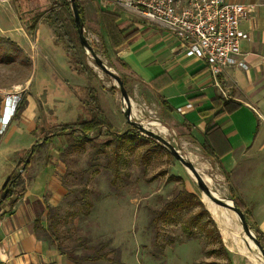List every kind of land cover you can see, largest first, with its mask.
<instances>
[{
    "label": "rangeland",
    "instance_id": "1",
    "mask_svg": "<svg viewBox=\"0 0 264 264\" xmlns=\"http://www.w3.org/2000/svg\"><path fill=\"white\" fill-rule=\"evenodd\" d=\"M54 1L0 0V37L6 40L0 48V101L9 91L17 90L15 92L18 93L17 102L9 112L8 124L21 118L28 107V97H32L35 103L32 113L36 124L34 132L23 131L16 136L10 145L13 153L7 152L8 161L23 159L46 132H57L62 124L89 117L87 92L90 87L94 88L114 130L123 132L132 129L123 111V98L117 82L96 65L90 54L82 50L73 25L71 3L67 0L68 3L62 2L55 8L61 24L69 31L68 36L64 28L46 20ZM78 2L84 9L85 33L96 53L124 78L123 66L106 53L95 13L98 1ZM38 14H43L42 18L35 31L31 32V18ZM68 37L72 40L70 43ZM84 66L92 70L79 73L75 69ZM125 87L139 110L138 114L132 110L133 119L147 128L149 121L166 126L167 134H159L180 149L182 154L194 156L195 160L191 159L197 167L201 168L198 162H205L207 168L202 171L213 179L211 187L223 192L224 196H230L218 166L204 156L197 144L183 137V131L166 122L159 101L147 98L130 79H127ZM24 101L26 106L18 114ZM101 134L105 136V128ZM156 144L148 141L137 147L121 149V171L115 182L111 171L113 144L109 145L107 153L99 154L96 158L92 155L91 144L72 146L64 135L38 146L31 169L40 170L49 165L59 167L60 171L55 172L66 190L57 204L61 206L57 224L63 241L68 248H74L82 238H86L89 247L107 241L110 248L118 249L121 261L126 264H228L227 253L220 247L215 235L210 237L199 231L197 235L189 236L185 231L184 224L196 213V208L180 211L172 222H162L156 237V230L151 226L152 210L171 199L182 188V182L202 199V191L192 173ZM8 161L4 170L0 167V185L6 181L3 176L8 171H19L18 166L8 164ZM171 176L178 178L171 179ZM71 188L79 191L69 193ZM212 216L233 264H254L250 256L264 262L255 245H251L252 249L248 248L247 243L251 240L244 234L238 219L235 221L227 217L230 221L224 226L220 223V216ZM43 224L47 222L43 221ZM249 224L255 226L252 219ZM242 239H246L248 253L241 252L244 246ZM76 251L81 252L82 248ZM86 264L109 263L99 261Z\"/></svg>",
    "mask_w": 264,
    "mask_h": 264
},
{
    "label": "crops",
    "instance_id": "2",
    "mask_svg": "<svg viewBox=\"0 0 264 264\" xmlns=\"http://www.w3.org/2000/svg\"><path fill=\"white\" fill-rule=\"evenodd\" d=\"M97 1L99 6L95 13L106 53L123 66L126 82L130 79L147 98L159 101L166 122L183 131V137L200 148L206 139V130L218 126L220 131L214 139L224 155L214 159L201 150L218 166L229 195L231 187L246 206L254 225L264 233V0H230L253 3L255 11L240 24L248 38L241 43L239 58L247 62L248 69L230 64L220 75L227 95H223L215 85L207 64L188 55L181 40L165 25L121 6L103 5L102 0ZM101 9L119 13L122 26L127 31L136 29L137 34L126 44L113 49L100 18ZM8 93L0 101V120L5 112ZM216 97L235 100L241 103V107L233 113L215 117L213 112L206 110ZM28 100V107L21 118L14 119L4 133H0L1 169L9 159L7 152L13 153L11 142L23 131L33 133L36 127L32 114L35 103L32 97ZM162 101L170 109L163 108ZM179 108L183 111L179 112ZM19 160L10 159L8 164L18 166ZM202 163L207 168V164ZM31 167L21 198L12 207L0 206V264H76L33 231L37 216L34 203L46 200L54 206L66 193L55 172L60 168L49 165L37 170ZM14 172L8 171L4 179L7 180ZM3 185H0V192Z\"/></svg>",
    "mask_w": 264,
    "mask_h": 264
},
{
    "label": "trees",
    "instance_id": "3",
    "mask_svg": "<svg viewBox=\"0 0 264 264\" xmlns=\"http://www.w3.org/2000/svg\"><path fill=\"white\" fill-rule=\"evenodd\" d=\"M60 2V3H59ZM68 3L67 0H55L52 4V10L49 16L46 18L54 26L64 28V33L68 36L69 31L66 30L64 24L60 22V18L56 13V6L61 5V3ZM79 7L81 15L84 19L83 6L79 2ZM43 14H38L31 18V24L29 29L34 32ZM100 18L103 23L104 29L106 31L108 41L113 49H116L124 44H126L132 37L137 34V30L127 31L125 27L121 24V16L119 13L110 11L107 9L100 10ZM73 25L75 28L76 36L79 40L78 30L73 17ZM71 38L68 37V42L70 43ZM6 42L3 37H0V48ZM80 43V41H79ZM81 45V44H80ZM82 47V46H81ZM83 50V48H82ZM84 52V50H83ZM79 73H85L91 71L92 68L88 66L75 68ZM124 83L126 80L124 78ZM88 105L90 116L87 118L78 119L74 123H65L60 125L59 131H49L44 134V136L38 140L26 153V156L19 160L18 167L19 171L11 174L5 181L3 188L0 192V206H14L18 199L21 198L26 190L27 174L34 160V155L37 152L38 146L51 143L55 137L58 135H64L72 146H85L86 144H91L92 155L96 158L99 154L107 153L109 145L113 144V163L111 164V171L114 182L118 179L120 174V165L123 158V152L121 149L124 147H137L138 144L145 143L148 141H153L157 143L156 145L164 148L166 152L171 156L172 154L160 143L156 142L155 139L142 135L136 129H129L123 132L114 130L111 122L106 118L104 111L101 107L100 100L97 98L94 88H88ZM26 106V102H22L18 109L23 110ZM163 108L170 109L166 102L162 101ZM241 107V103L235 100H225L223 97H216L212 100V106L206 111L214 113L215 117L230 114ZM105 128L106 134L103 136L101 130ZM218 126L214 125L206 130L205 141L201 144V148L205 155L212 157L214 159H219L224 155L223 151L217 146L215 142V134L219 132ZM43 140V141H42ZM42 141V142H41ZM27 175V176H26ZM171 179H177V176H171ZM177 193L168 201H166L160 208L152 210L151 226L156 230V237L162 222H172L174 220L175 214L179 213L185 209L196 208V213L190 216L189 220L184 224L185 231L189 236H195L199 231L204 232L207 236H213L217 238L220 243V247L224 249L229 258L228 264H233L229 256L227 248L224 246L222 236L217 227V223L213 216L206 208L201 197L194 192L188 190L184 185ZM78 189H69V193H73ZM79 191V190H78ZM244 212L246 219L251 220L249 211L246 209L244 203L234 194L233 189L230 187V196ZM37 208V216L34 220L33 231L35 235L40 238L49 241L54 245L57 250L62 255H66L71 261L76 264H86L91 262L105 261L109 264H124L119 255L118 249L110 248V243L100 242L96 246H87L86 238L78 240V243L74 248H68L63 241L62 235L60 233L57 220L59 216V211L61 209L60 205H50L45 201L38 200L35 203ZM43 221L47 224L44 225ZM212 227V228H209ZM264 247V233L256 226H251ZM198 229V230H197ZM158 244V243H157ZM77 248H82L81 252H77ZM160 250V248L158 247ZM116 253V254H115ZM113 254L114 256H111Z\"/></svg>",
    "mask_w": 264,
    "mask_h": 264
},
{
    "label": "built area",
    "instance_id": "4",
    "mask_svg": "<svg viewBox=\"0 0 264 264\" xmlns=\"http://www.w3.org/2000/svg\"><path fill=\"white\" fill-rule=\"evenodd\" d=\"M102 4L121 6L169 28L184 44L188 55L207 64L215 85L223 95H227L220 79L224 67L230 64L242 69L249 67L239 58L241 43L248 38L240 24L242 19L254 13L253 3L230 0H102ZM17 97V92L8 93L5 97L0 133L9 123V112Z\"/></svg>",
    "mask_w": 264,
    "mask_h": 264
},
{
    "label": "water",
    "instance_id": "5",
    "mask_svg": "<svg viewBox=\"0 0 264 264\" xmlns=\"http://www.w3.org/2000/svg\"><path fill=\"white\" fill-rule=\"evenodd\" d=\"M68 1L71 3V9L78 30L80 44L83 50L85 51V53L91 55L96 65L100 67L105 73L110 75L117 82V85L119 87V90L123 98V103H124L123 111L126 116L127 122L132 126V129H136L139 133L151 137L155 139L158 143L162 144L172 154V156H174L178 161H180V163L183 164L187 168V170L192 173L202 193H204L215 204L234 211V213L237 215L238 220L241 223L244 234L248 238H250V240H252L254 245L260 251L264 260V247L260 243L255 231L252 229L251 225L246 219L245 212L236 205L235 201L229 196L219 195L210 186V184H208L205 177L201 173L200 169L195 165L193 160L190 157L182 154L180 149L176 148L168 139H166L159 133L155 132L154 130L147 128L143 123L133 119L131 97L125 87L124 78L120 74L112 70L103 61V59L96 53L95 49L93 48L89 38L85 33V21L81 15L78 0H68Z\"/></svg>",
    "mask_w": 264,
    "mask_h": 264
},
{
    "label": "bare ground",
    "instance_id": "6",
    "mask_svg": "<svg viewBox=\"0 0 264 264\" xmlns=\"http://www.w3.org/2000/svg\"><path fill=\"white\" fill-rule=\"evenodd\" d=\"M96 67V66H95ZM97 68V67H96ZM131 106H132V110L136 113V114H138L139 113V110L137 109V106H136V104H135V102L133 101V100H131ZM132 116H134V113L132 112ZM148 126V128L149 129H151V130H155V131H157L158 133H160V134H162L163 136L164 135H166L167 134V131H168V129H167V127L166 126H164V125H162V124H159L158 122H150L149 121V124L147 125ZM170 130V129H169ZM192 156V155H191ZM190 156V158H192L193 160H195V157L193 156V157H191ZM198 165L201 167V170H203V169H205L206 168V166L205 165H203V163L201 162V163H199L198 162ZM203 172V171H202ZM192 177H193V179L195 180V178H194V176L192 175ZM204 177H205V179H206V181L208 182V184H210V186H211V184H213V179L210 177V176H208V175H206V174H204ZM213 188V187H212ZM214 189V188H213ZM219 195H223L224 193L223 192H221L220 190H217V189H214ZM202 199H203V201L205 202V204L207 205V207L209 208V210L211 211V213H212V215L213 214H215V215H218V216H220L221 218H220V223H222L224 226H227L226 224V222L227 221H230L229 219H227V217H231L232 219H238L237 218V215L234 213V211H232V210H230V209H228V208H225V207H222V206H219V205H217V204H215L214 202H212L204 193H202ZM215 218V217H214ZM236 221V220H235ZM240 227V226H239ZM241 230V229H240ZM250 239V238H249ZM243 240V243H244V246L243 247H241V252L242 253H248V248L250 249L251 248V245H254V243L252 242V240H251V242L250 241H248V243H247V246H248V248H247V246H246V239H242ZM249 255H250V253H249ZM250 259H251V261L254 263V264H264V262H258V259H257V257H255V256H250Z\"/></svg>",
    "mask_w": 264,
    "mask_h": 264
}]
</instances>
